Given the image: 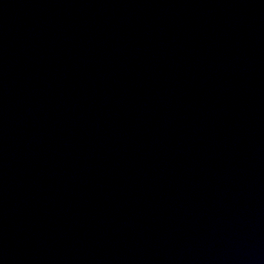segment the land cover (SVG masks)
<instances>
[{"label":"water","instance_id":"water-1","mask_svg":"<svg viewBox=\"0 0 264 264\" xmlns=\"http://www.w3.org/2000/svg\"><path fill=\"white\" fill-rule=\"evenodd\" d=\"M0 264H264V0H46L4 38Z\"/></svg>","mask_w":264,"mask_h":264}]
</instances>
